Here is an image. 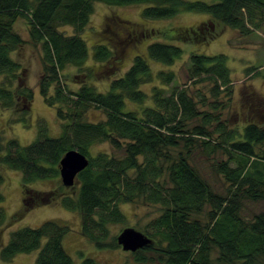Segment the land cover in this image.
Returning a JSON list of instances; mask_svg holds the SVG:
<instances>
[{
    "label": "trees",
    "instance_id": "trees-1",
    "mask_svg": "<svg viewBox=\"0 0 264 264\" xmlns=\"http://www.w3.org/2000/svg\"><path fill=\"white\" fill-rule=\"evenodd\" d=\"M95 1L111 5L145 2L142 14L150 18L170 17L180 11L204 12L244 34L264 28V0H0V104L8 108L29 104L33 98L32 88L22 82V64L13 56L22 43L13 29L14 22L24 16L31 38L43 46L40 92L47 103L56 106L63 121L60 135L51 136L44 127L27 144L16 137L4 141L0 129V163L20 170L23 185L30 190V182L59 174L60 158L68 148L76 146L87 154L89 164L77 175V196L61 198L66 206L79 211L83 235L99 248L119 245L116 236H108L109 223L126 218L121 203H156L160 212L146 232L153 241L132 252L137 261H153L155 257L159 264H264V211L253 219L240 212V192L252 199H264V126L249 122L239 130V137L231 133L230 139L235 140L232 147L244 156L236 167L229 166L228 160L219 163L231 186H236L224 195L214 191L190 161L198 137L212 133L208 125L212 121L224 125L220 114L200 109L186 86H175L168 95L162 94V85H155L152 94L144 91L141 83L153 79L145 55L137 53L127 71L113 78L106 91L82 80L77 89H69L60 77L69 64L81 66L88 55L80 32ZM62 25H71L74 31L67 33ZM182 33L184 40L201 37L193 28L174 35ZM147 49L149 57L165 63L184 53L179 43L165 40H155ZM94 55L107 61L113 52L102 42L95 45ZM259 67L255 72L264 76L263 65ZM188 73L198 80L212 78L216 93L221 86L229 89L232 81L225 53L192 51ZM159 75L163 82L175 78L173 70H161ZM149 98L153 103H146ZM130 102L141 106L132 108ZM91 105L103 108L106 118H86L85 111ZM20 119L29 123L28 117ZM105 140L123 154L98 151L91 155V144ZM201 141L222 146L210 138ZM3 181L0 171L2 217ZM55 193L43 192L40 197H51V201ZM69 229L67 222L55 218L39 226H22L12 231L1 254L10 259L18 252L38 249L33 264H77L63 244ZM80 264L101 262L85 255Z\"/></svg>",
    "mask_w": 264,
    "mask_h": 264
},
{
    "label": "rangeland",
    "instance_id": "rangeland-1",
    "mask_svg": "<svg viewBox=\"0 0 264 264\" xmlns=\"http://www.w3.org/2000/svg\"><path fill=\"white\" fill-rule=\"evenodd\" d=\"M146 5L145 2L111 5L95 1L90 19L80 32L88 45V55L81 66L69 64L63 70L60 77L62 83L75 90L82 80L94 84L98 90L106 91L113 78L127 71L137 53L145 55L153 79L141 83L140 87L144 91L152 94L155 85H162L165 87L162 94L168 95L175 86L179 88L186 86L197 100L200 109L220 114V120H223L224 125H218V121H212L208 125L207 128L212 133L209 136L198 137L190 161L208 180L214 191L228 194V190L236 186H231L226 173L220 170L219 163L228 160L229 166H238L244 155L235 150L231 142L240 136L239 130H243L249 122L264 126V76L255 72L260 70V65L264 67V28L253 29L244 34L238 28L214 19L211 14L195 11H180L170 17L150 18L142 14ZM61 27L67 33L74 31L71 25ZM189 28L197 29L201 37L184 40V33L174 35L181 33L182 29ZM13 29L22 37V43L13 51V56L22 64V82L32 88L33 98L29 104L20 103L8 108L0 104V129L3 139L5 141L10 137H16L22 144H27L44 127L47 128L49 135L58 136L61 134L63 121L57 116L56 106L47 103L40 92V80L44 75L42 43L31 38L29 23L24 16L17 18ZM155 40L179 43L184 53L172 63L151 58L147 48L149 43ZM102 42L108 44L113 52L112 58L107 61H100L94 55L95 45ZM192 51L226 54L232 77L229 89H223L221 86L220 91L216 93L213 90L215 83L212 78L198 80L189 76V54ZM251 66L255 68L249 71ZM161 70L167 72L173 70L175 78L163 82L159 75ZM146 103H153V100L149 98ZM216 104L218 108L214 106ZM130 106L137 108L141 105L130 102ZM85 113L86 118L93 121L106 118V111L96 105H91ZM21 117H28L29 123H26V119L22 121ZM196 120L197 118L194 121ZM231 133H234L235 137L230 139ZM209 138L212 143L221 142L222 146L206 145L201 141ZM89 150L91 155L98 151L123 154L114 148L109 140L92 143ZM87 157L89 158L88 155ZM0 169L4 176L1 187L4 194L1 203L4 216L0 215V250L10 240L12 231L22 226H39L45 220L55 218L67 222L70 227L64 235L63 244L77 264H80L85 255L98 259L101 264H159L155 257L153 261H137L133 253L124 250L121 245L114 248H99L83 235L79 211L66 206L61 198L64 195L77 196L80 184L78 177L74 184L65 185L58 167L57 176L36 179L29 183L28 190L23 185L20 170L1 163ZM48 191L56 192L51 201V197L48 199L40 197L41 193ZM243 194L240 192V212L245 218L253 219L256 213L264 211V199H252ZM120 208L125 213V220L109 223L108 237L116 236V241L117 234L126 226H134L149 232L151 220L160 212V207L156 203L125 202L121 203ZM37 254L38 249L18 252L10 259H6L0 251V264H33Z\"/></svg>",
    "mask_w": 264,
    "mask_h": 264
},
{
    "label": "water",
    "instance_id": "water-1",
    "mask_svg": "<svg viewBox=\"0 0 264 264\" xmlns=\"http://www.w3.org/2000/svg\"><path fill=\"white\" fill-rule=\"evenodd\" d=\"M89 158L78 148L68 149L59 162L60 175L63 184L75 183L77 173L86 167ZM153 239L144 231L134 226H126L117 234V242L124 250L136 251L138 248L152 242Z\"/></svg>",
    "mask_w": 264,
    "mask_h": 264
}]
</instances>
